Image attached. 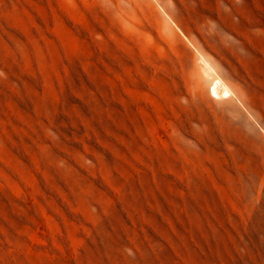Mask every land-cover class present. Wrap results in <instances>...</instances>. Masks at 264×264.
<instances>
[{
  "label": "rangeland",
  "instance_id": "obj_1",
  "mask_svg": "<svg viewBox=\"0 0 264 264\" xmlns=\"http://www.w3.org/2000/svg\"><path fill=\"white\" fill-rule=\"evenodd\" d=\"M263 11L0 0V264H264Z\"/></svg>",
  "mask_w": 264,
  "mask_h": 264
},
{
  "label": "bare ground",
  "instance_id": "obj_2",
  "mask_svg": "<svg viewBox=\"0 0 264 264\" xmlns=\"http://www.w3.org/2000/svg\"><path fill=\"white\" fill-rule=\"evenodd\" d=\"M159 3V2H158ZM181 3V2H180ZM195 3V2H194ZM169 4V3H168ZM173 4H170V6H172ZM162 6V5H161ZM169 5H167V7H170ZM163 7V6H162ZM198 7V6H197ZM172 8H175L174 6H172ZM259 8V7H258ZM163 9V8H162ZM164 11H166L165 9H163ZM176 10V8L174 9V11ZM169 11V10H168ZM170 12V11H169ZM264 12V11H263ZM188 13V12H187ZM168 14V13H167ZM169 15V14H168ZM173 15V14H172ZM163 16V14H162ZM170 16V15H169ZM219 16V15H218ZM163 18V17H162ZM254 21V20H253ZM220 22V21H219ZM205 23V22H204ZM215 24V23H214ZM213 24V25H214ZM216 25H214L215 27ZM216 28V27H215ZM158 30V29H157ZM161 33L169 38V39H173L176 36V33L174 31V29L169 28V24L166 23V21H161ZM204 37V36H203ZM194 40V39H193ZM191 42V41H190ZM193 45V44H191ZM210 68V67H209ZM212 69L214 70V68L212 67ZM213 80V79H212ZM210 93L213 96L219 97V98H224V97H231L233 95H235V89L233 88L232 85H230L229 83H227L225 81V79L221 76V75H217L212 84H210ZM237 97V95H236ZM239 98V97H238ZM240 100V99H239ZM242 102V101H241ZM242 104V103H241ZM244 105V104H243Z\"/></svg>",
  "mask_w": 264,
  "mask_h": 264
}]
</instances>
